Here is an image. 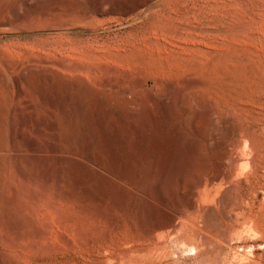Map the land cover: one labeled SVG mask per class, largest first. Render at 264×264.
Returning a JSON list of instances; mask_svg holds the SVG:
<instances>
[{
	"label": "rangeland",
	"instance_id": "1",
	"mask_svg": "<svg viewBox=\"0 0 264 264\" xmlns=\"http://www.w3.org/2000/svg\"><path fill=\"white\" fill-rule=\"evenodd\" d=\"M0 264H264V0H0Z\"/></svg>",
	"mask_w": 264,
	"mask_h": 264
},
{
	"label": "bare ground",
	"instance_id": "2",
	"mask_svg": "<svg viewBox=\"0 0 264 264\" xmlns=\"http://www.w3.org/2000/svg\"><path fill=\"white\" fill-rule=\"evenodd\" d=\"M140 2H142V1H140ZM140 2H139V3H140ZM138 5H139V4H138ZM141 5H143V4H141ZM159 226H162V224H161V223H159Z\"/></svg>",
	"mask_w": 264,
	"mask_h": 264
}]
</instances>
